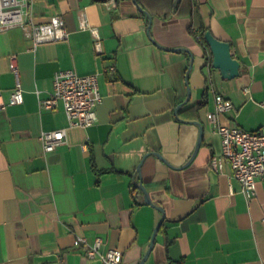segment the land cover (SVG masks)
I'll use <instances>...</instances> for the list:
<instances>
[{
  "label": "crops",
  "instance_id": "0c3cea01",
  "mask_svg": "<svg viewBox=\"0 0 264 264\" xmlns=\"http://www.w3.org/2000/svg\"><path fill=\"white\" fill-rule=\"evenodd\" d=\"M30 1L35 23L61 16L70 36L34 46L22 28L0 32V264H104L79 238H101L102 253L140 264L163 219L140 182L165 211L145 264H264V182L248 198L228 163L211 169L222 146L208 121L221 95L232 103L222 124L264 126V0H194L240 62L233 80L205 64L193 19L175 15V0H138L151 25L134 0ZM69 69L99 74L103 103L88 128H71L62 103L39 104ZM17 82L24 102L12 105ZM206 89L205 105L187 111ZM62 129L66 142L46 153L41 134Z\"/></svg>",
  "mask_w": 264,
  "mask_h": 264
},
{
  "label": "built area",
  "instance_id": "2783aa9c",
  "mask_svg": "<svg viewBox=\"0 0 264 264\" xmlns=\"http://www.w3.org/2000/svg\"><path fill=\"white\" fill-rule=\"evenodd\" d=\"M19 27L24 30L34 46L40 44L67 41L70 33L61 16H53L45 23H35L31 12L30 0H0V32ZM84 22L83 28H86ZM95 47L100 48L97 37ZM210 66L208 65V68ZM12 69L18 75L16 58H12ZM105 72H115L110 66ZM249 93V89L245 88ZM215 112L208 116V121L221 138V155L215 156L210 162L211 169L219 173L223 164L228 163L232 169V177L241 184L242 193L248 198L255 194L258 180L264 182V126L256 132H248L235 125H225L220 122V116L232 109V103L221 95H216ZM24 102L23 90L17 82L10 104L21 105ZM62 103L71 128H88L98 120L97 109L103 103L100 92L99 74L79 75L76 70L59 71L54 76L53 91L39 104L42 110L53 111ZM264 108V102L260 103ZM5 105L0 104V109ZM66 129L47 131L41 134L46 153L53 152L66 142ZM78 242L84 246L88 256H100L104 264H122V254L117 250L106 253L100 251L102 239L97 238L91 246L85 238Z\"/></svg>",
  "mask_w": 264,
  "mask_h": 264
},
{
  "label": "water",
  "instance_id": "95a60500",
  "mask_svg": "<svg viewBox=\"0 0 264 264\" xmlns=\"http://www.w3.org/2000/svg\"><path fill=\"white\" fill-rule=\"evenodd\" d=\"M180 2H181V0H175V3H174L175 11H176L177 5ZM134 3L137 5V7L139 8V10L142 13L146 14L149 17L150 25H151L152 17L149 15V13L147 11H145L142 6H140V4L138 3V0H134ZM150 25H149V29H150ZM205 40H206L207 44L209 45L210 50L212 52V56H213L212 68L214 70H218L220 72V74H221V77L223 79H225V80H233V79L239 77V75H240V66L241 65H240V62L233 57L231 44L229 42H225V41L217 39L213 35V33L211 31H207L206 32ZM184 51H187V50H184ZM193 61H194V57L191 55V66L189 68L190 70L192 68ZM190 97H191V90L189 88L188 89L187 101L190 100ZM181 107H182V105L178 106L176 111H178ZM194 123L196 125L201 126V128H202V125H201L200 122H194ZM202 138H203V130L201 131V136H200V139H199L195 154H194V156L192 157V159L190 161H192L193 158L195 157V155L197 154V152H198V150H199V148L201 146ZM155 155L158 156V157H161L159 154L155 153ZM137 186L143 192L144 197H145V202L147 204H149V205H152V206L156 207L159 211H161L163 213V219L161 220V222L158 224V226L156 227V229L154 231V235H153V239H152V242H151L150 249H149V251L147 252L146 256L143 258V260L140 263V264H145L147 259H148V256H149L151 250L153 249L156 236L159 233L162 224L164 223L165 211H164V209L162 207H158V206H155L153 204V201L151 200V198H150L148 192L146 191V188L144 187L142 182H140Z\"/></svg>",
  "mask_w": 264,
  "mask_h": 264
},
{
  "label": "trees",
  "instance_id": "16d2710c",
  "mask_svg": "<svg viewBox=\"0 0 264 264\" xmlns=\"http://www.w3.org/2000/svg\"><path fill=\"white\" fill-rule=\"evenodd\" d=\"M175 15L192 17L193 24L190 27L189 31L193 35V37L196 39V41L201 45V47H203L205 50V55H204L205 64L209 65L212 68L213 56H212L210 47L205 40V34L207 31H209V29L204 25L202 19L200 18L199 12L195 6V1L194 0H181V2L177 5ZM208 91L209 89L205 90L204 98L200 103L190 107L187 111H192V110L195 111L203 107L205 105V100L208 97ZM93 169L95 172H97L98 175L102 173V172H99L95 168L94 165H93Z\"/></svg>",
  "mask_w": 264,
  "mask_h": 264
}]
</instances>
